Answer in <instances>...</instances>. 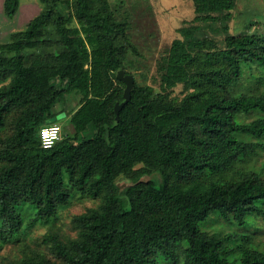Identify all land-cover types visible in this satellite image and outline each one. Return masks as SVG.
<instances>
[{
    "label": "trees",
    "instance_id": "obj_1",
    "mask_svg": "<svg viewBox=\"0 0 264 264\" xmlns=\"http://www.w3.org/2000/svg\"><path fill=\"white\" fill-rule=\"evenodd\" d=\"M38 1L41 13L0 45V254L78 198L99 204L74 217L76 238L45 239L62 264H264L249 235L219 237L200 228L211 215L250 226L264 218L261 174L238 176L240 163L264 150L260 37L228 35L222 48L212 40L174 42L157 63L160 82H186L193 91L174 104L135 83L117 120L125 87L114 89L110 71L130 51L140 55L124 45L128 25L116 21L107 0H73L83 38L66 27L61 0ZM193 1L197 13L210 14L195 21L228 20L235 9V0ZM20 4L4 0L6 17L13 19ZM87 43L91 51L78 47ZM73 92L81 104L90 94L111 93L77 113L74 138L40 148L41 126ZM140 165L145 170L130 176L134 185L114 186ZM20 264L53 263L35 256Z\"/></svg>",
    "mask_w": 264,
    "mask_h": 264
},
{
    "label": "rangeland",
    "instance_id": "obj_2",
    "mask_svg": "<svg viewBox=\"0 0 264 264\" xmlns=\"http://www.w3.org/2000/svg\"><path fill=\"white\" fill-rule=\"evenodd\" d=\"M115 1L121 3V5L111 6L109 4V7L111 10H115L116 21L128 25L129 41L124 45L136 47L140 54L137 56L130 51L121 68L134 76L135 83L138 86L144 87L151 94H163L165 98L173 101L174 104H179L185 96L193 91L186 82L172 85H163L160 82L157 63L163 55L169 52L174 42L212 40L215 48H222L228 35L252 34L260 37L261 42L264 44V0H237L236 10L232 11L233 17L228 20L216 22L192 21L187 23H180L179 13H170L167 17H163L166 20L162 23L157 22L151 8L142 4L150 0H112V5ZM127 2L134 4L130 6L126 4ZM42 9L43 6L38 0H21L17 15L13 19H9L4 13V0H0V45L10 42L14 33L26 30L30 21L37 17ZM60 10L70 20L66 27L68 29H79L80 36L87 38V35L83 32V25L75 18L73 0H61ZM223 26H226L227 31L223 30ZM71 36L76 37L77 35L72 33ZM78 47L86 48L89 51L94 48L88 43ZM44 52H51V50L30 51V53ZM257 70L258 68L254 67V71L257 72ZM112 72L110 71L115 82L114 89L120 86L124 88L123 83L118 84L116 82L115 72ZM80 101L81 96L72 93L67 95L64 102L58 104L54 111L63 110L69 117L73 116L85 105L80 104ZM66 114L60 113L53 118L61 124L63 140L70 138L68 137L70 132H66L70 125L63 123ZM245 120L249 122L252 117L247 116ZM92 133L93 130L89 129L81 136L87 137ZM66 134L68 136H65ZM74 137L75 135H72V138ZM144 170L143 165H140L139 169L136 170L132 168L129 172L120 175L114 182V186L130 184L132 182L130 176L139 174ZM244 173H260L264 179V150L240 163L238 176ZM154 176L156 175L151 174L144 178L150 179ZM98 204L99 201L91 199H72L69 204L58 210L51 222L28 229L24 235L19 237L18 240L20 241L6 243L0 254V264H20L22 260L31 259L35 256H44L53 264H62L53 248V244L51 242L47 243L45 239L49 236H57L64 241L76 238L77 233L73 228L74 217L84 213L89 208L96 207ZM253 222L252 226L248 224L238 225L234 221L230 222L216 215H211L205 222L200 224V228L210 235L219 237L247 234L264 252V218L262 216L254 218Z\"/></svg>",
    "mask_w": 264,
    "mask_h": 264
},
{
    "label": "crops",
    "instance_id": "obj_3",
    "mask_svg": "<svg viewBox=\"0 0 264 264\" xmlns=\"http://www.w3.org/2000/svg\"><path fill=\"white\" fill-rule=\"evenodd\" d=\"M108 3L111 5V6H119L121 5V3H119L118 1H115L114 2V5H112V0H107ZM144 2V1H143ZM124 4V3H123ZM122 4V5H123ZM127 5H133V4H130V2H127L126 3ZM136 4V3H135ZM143 6H147V7H150L151 10H152V13L155 17V20L157 22H163L164 20L166 19H163V17H167L170 13H179L180 14V23H187V22H201V21H195L196 18L198 17H204V16H209L210 14H205V13H197L196 12V8H195V3L193 0H150L148 2H144L142 3ZM141 4V5H142ZM137 5V4H136ZM236 7H237V0H235V9L233 11L236 10ZM114 12V16L115 18H117V15L115 13V10L113 9L112 10ZM213 15H218L217 13H214ZM232 17H233V14H232ZM204 21V20H203ZM162 27V26H161ZM163 31V30H162ZM122 83V82H121ZM121 87V86H120ZM73 93H77V92H73ZM111 93V92H110ZM110 93H108L107 95H109ZM72 94V93H70ZM70 94H67V95H70ZM79 94V93H77ZM66 95V96H67ZM80 95V94H79ZM106 95V96H107ZM65 96V97H66ZM81 96V95H80ZM92 96H94L93 98H91ZM106 96L104 97H99L98 94H90L89 98L87 101H85L84 103L82 104H85L83 106V108L92 100V99H104ZM64 97V99H65ZM64 99L61 101V102H58L53 110H52V116L50 118V121L52 122H57L55 121L53 118H55L58 114L60 113H64L66 114L63 110H56L54 111V109L56 108V106L60 103H63L64 102ZM81 99H82V96H81ZM80 104H81V101H80ZM82 108V109H83ZM81 109V110H82ZM80 110V111H81ZM79 111V112H80ZM78 112V113H79ZM75 116L77 115V113L74 114ZM70 116L68 114L65 115V119L63 121V123H65L66 125H70V127H68V130L66 131L67 133H69V137H72V135H75L76 134V130H75V127L72 123V120L75 116ZM58 123V122H57ZM60 124V123H59ZM63 125V124H62ZM61 126V124H60ZM69 131V132H68ZM67 134L65 136H68Z\"/></svg>",
    "mask_w": 264,
    "mask_h": 264
},
{
    "label": "water",
    "instance_id": "obj_4",
    "mask_svg": "<svg viewBox=\"0 0 264 264\" xmlns=\"http://www.w3.org/2000/svg\"><path fill=\"white\" fill-rule=\"evenodd\" d=\"M115 79H117L118 81L122 82L125 85L124 101L122 103H117L115 106V112H116L117 120H118L120 111L123 109V107L126 104H128L131 101L132 91L135 87V78L132 74H129L126 72V70L120 68L117 71H115ZM144 177H147V175L143 176L139 181L147 182L149 180ZM134 184H135L134 182H131L130 184L118 185L116 187L119 190H123L125 188L131 187Z\"/></svg>",
    "mask_w": 264,
    "mask_h": 264
},
{
    "label": "built area",
    "instance_id": "obj_5",
    "mask_svg": "<svg viewBox=\"0 0 264 264\" xmlns=\"http://www.w3.org/2000/svg\"><path fill=\"white\" fill-rule=\"evenodd\" d=\"M39 136L40 148L44 150L52 149L63 140L61 126L57 122H52L41 126Z\"/></svg>",
    "mask_w": 264,
    "mask_h": 264
}]
</instances>
